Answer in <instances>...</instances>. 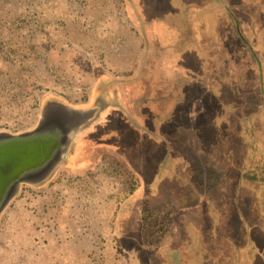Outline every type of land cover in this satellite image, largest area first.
<instances>
[{"label":"rangeland","instance_id":"1","mask_svg":"<svg viewBox=\"0 0 264 264\" xmlns=\"http://www.w3.org/2000/svg\"><path fill=\"white\" fill-rule=\"evenodd\" d=\"M139 3L156 68L125 0H0V131L37 126L48 95L95 112L70 151L86 170L1 214L0 264H264V0H188L187 42L168 0Z\"/></svg>","mask_w":264,"mask_h":264},{"label":"water","instance_id":"2","mask_svg":"<svg viewBox=\"0 0 264 264\" xmlns=\"http://www.w3.org/2000/svg\"><path fill=\"white\" fill-rule=\"evenodd\" d=\"M94 114L49 105L34 128L0 131V216L23 183L47 178L90 135L78 126Z\"/></svg>","mask_w":264,"mask_h":264},{"label":"trees","instance_id":"3","mask_svg":"<svg viewBox=\"0 0 264 264\" xmlns=\"http://www.w3.org/2000/svg\"><path fill=\"white\" fill-rule=\"evenodd\" d=\"M125 3H126V6L131 10V13H132V16L134 17V19L137 21V23L139 24V26H140V28L142 29V30H144V27H145V18L143 17V15H142V13H141V11H140V6H138V4H139V2H138V0H125ZM236 9L238 10V9H240V7L238 8V7H236ZM225 18H227V17H225ZM225 18L223 19V21L225 20ZM229 22V21H228ZM242 40H243V43H244V45L245 46H247V47H249V42L242 36V38H241ZM248 49H250V48H248ZM148 54V53H147ZM148 57H149V54H148V56L145 58V62H147V61H149L150 63H152L153 64V58H150V59H148ZM256 63H257V65H258V67H259V69H261L262 68V61H260L259 59L258 60H256ZM102 73H104V72H102V71H100V74H102ZM260 80L262 81V82H264V71H260ZM109 77H111L110 75H109ZM111 79H115V78H112L111 77ZM259 85V84H258ZM264 97V96H263ZM46 98H48V101L47 102H49L48 103V105L45 107V109H44V111L42 112V115H43V113L45 112V110L47 109V107L49 106V105H57V106H63V105H60V103L58 102V98L55 96V95H48V96H46ZM98 100H99V98H98ZM96 101V100H95ZM94 101V102H95ZM94 104V103H93ZM263 104H264V99H263ZM63 107H67V108H72V107H69V106H63ZM72 109H75V108H72ZM95 149V148H94ZM96 150V149H95ZM84 151H86V153L84 152ZM83 152L86 154H84L83 155V160H84V162H86L85 164H76V165H74V166H72L73 167V169L74 170H77V169H82L83 171L84 170H86V169H84L87 165H88V162H87V159H89L90 158V156L91 155H89V151H92L91 149H85ZM51 174H49L48 175V177L47 178H45V179H41V180H39V181H42L43 183L44 182H46V181H48L49 179H50V176ZM39 181H37V182H35V183H30L29 185H32V186H34L33 188H35L36 190H39L38 189V182ZM42 185V184H41ZM133 190V187L131 188V191ZM42 213H43V216H42V219H44L43 221H42V223H41V226H51L52 227V229L54 230V233L55 234H53V236L55 235V237L57 236V235H60L61 233H59V232H56V229H58V224L61 222L62 223V219H61V221L58 219V218H60L61 217V214H60V210L58 209V207L57 206H51V204H49V205H47V207H46V209H44L43 211H42ZM41 219V220H42ZM64 220V219H63ZM40 231V230H39ZM59 231V230H58ZM41 232V231H40ZM49 233H51L49 230H48V227H47V232H45L44 234H49ZM57 233H59V234H57ZM41 234V233H40ZM60 237V236H59ZM88 238H90L89 236H88ZM62 238L60 237L59 238V240H61ZM81 252H77V254H80ZM75 254H76V251H75ZM90 254H92V253H90ZM77 259V258H76ZM90 263V262H89ZM91 264V263H90Z\"/></svg>","mask_w":264,"mask_h":264},{"label":"crops","instance_id":"4","mask_svg":"<svg viewBox=\"0 0 264 264\" xmlns=\"http://www.w3.org/2000/svg\"><path fill=\"white\" fill-rule=\"evenodd\" d=\"M140 0H138V2H139ZM172 1L173 0H168V10L166 11V12H164V16H165V23L167 24V25H170V28H172V29H169L170 31H178V33H177V39L176 40H181V39H186V34H188L189 35V37H190V28L192 27H190V25L188 24V22H184V10H183V5L184 4H187L188 3V0H181V4L179 5V6H175L173 3H172ZM188 5V4H187ZM138 6H140V11H141V13H142V15H143V17L145 18V16H144V14H145V12H144V14H143V6L139 3L138 4ZM180 7H181V9H180ZM159 20H161V18H159ZM156 22V21H155ZM153 23V18H152V21H151V23L149 22V23H147V21H146V19H145V27H144V30H142L141 28V30L143 31V33L146 35V38H147V42H148V46H149V48H150V37L148 36V34H147V32H148V29L151 27V24ZM138 26H139V24H138ZM183 27H185V29H183ZM193 28V27H192ZM144 35V36H145ZM146 38H145V40H146ZM185 42H187L186 40H185ZM189 42V41H188ZM182 44H178V46H181ZM180 48H182V47H180ZM152 49H155V48H152ZM151 48H150V50H148V51H146V53H148L149 54V57H148V59H150V58H153V64H154V67L156 68V65H157V63H158V61H157V53H156V51L154 50H152ZM156 49H157V47H156ZM145 53V54H146ZM174 83H177V82H174ZM174 83H171L170 85H169V87H170V89L168 90V92L170 93V94H172V86H173V84ZM179 87L180 86H178L177 88H176V92H175V94H178V90H180L179 89ZM172 96H174V95H172ZM81 173H77V174H75V175H80ZM43 240H44V238H43ZM62 240V239H61Z\"/></svg>","mask_w":264,"mask_h":264},{"label":"flooded vegetation","instance_id":"5","mask_svg":"<svg viewBox=\"0 0 264 264\" xmlns=\"http://www.w3.org/2000/svg\"><path fill=\"white\" fill-rule=\"evenodd\" d=\"M74 111H77V110H74ZM78 112H80V111H78ZM81 112H83V111H81ZM85 112V111H84ZM89 119H87V120H85V121H83L82 122V124H80V127L78 128V130H84V131H89V130H87V129H85V128H82V126H83V124L86 122V121H88ZM85 140H87V138L85 139ZM85 140L81 143V144H83L84 142H85ZM81 144H79L78 146H80ZM77 146V147H78ZM83 146V145H82ZM76 147V148H77ZM81 147V146H80ZM75 148V149H76ZM88 149V148H87ZM85 153H86V151H84ZM84 152H81V155L78 157V159L77 160H75V158L74 157H71V155L72 154H70L69 156H67V157H65L64 158V160H61L60 161V164L58 163L57 165H56V167H54L53 168V170L51 171V175L53 174V172H55V171H58L59 169H62V168H64V169H67V171H69L70 173H72V174H77V173H81V172H83V170L81 169V170H79V169H77V170H74L73 169V163L75 162L76 164H85L86 162H84V158H83V155L85 154ZM86 155V154H85ZM83 162V163H82ZM50 175V176H51ZM41 183H43L42 181H39L37 184H38V186H40L41 185ZM30 183H23V186L24 185H29ZM30 186H32V185H30Z\"/></svg>","mask_w":264,"mask_h":264}]
</instances>
